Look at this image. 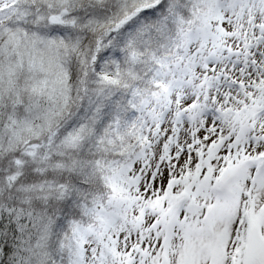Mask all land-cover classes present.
I'll list each match as a JSON object with an SVG mask.
<instances>
[{"label":"snow or ice","instance_id":"snow-or-ice-1","mask_svg":"<svg viewBox=\"0 0 264 264\" xmlns=\"http://www.w3.org/2000/svg\"><path fill=\"white\" fill-rule=\"evenodd\" d=\"M0 264H264V0H0Z\"/></svg>","mask_w":264,"mask_h":264}]
</instances>
